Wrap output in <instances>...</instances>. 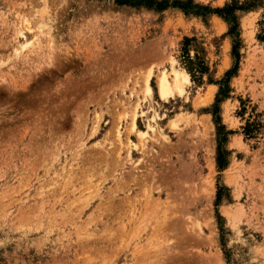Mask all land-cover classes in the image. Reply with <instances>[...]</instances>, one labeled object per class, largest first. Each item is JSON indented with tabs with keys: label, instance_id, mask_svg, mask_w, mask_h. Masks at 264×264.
<instances>
[{
	"label": "rangeland",
	"instance_id": "1",
	"mask_svg": "<svg viewBox=\"0 0 264 264\" xmlns=\"http://www.w3.org/2000/svg\"><path fill=\"white\" fill-rule=\"evenodd\" d=\"M236 15L219 171L213 106L234 63L224 19L0 0V264H264V7ZM175 70L188 77L178 91ZM247 122L261 124L254 138Z\"/></svg>",
	"mask_w": 264,
	"mask_h": 264
},
{
	"label": "trees",
	"instance_id": "2",
	"mask_svg": "<svg viewBox=\"0 0 264 264\" xmlns=\"http://www.w3.org/2000/svg\"><path fill=\"white\" fill-rule=\"evenodd\" d=\"M115 4L118 6L126 7H145L148 9H154L158 12H163L168 9L181 10L185 15H194L197 17L206 18L207 16L216 15L224 19L229 25V35L233 38L232 57L234 59L233 66L225 74L224 79L220 82V89L216 96L213 106V116L218 132V145H217V165L219 171L225 169L228 165L227 151L225 145L228 141V136L232 132L226 131V128L221 123L220 117V104L223 100L229 97L230 89L229 82L232 77L236 76L240 65V35H239V23L236 13L237 12H249L257 7H264V0H247L245 4L239 5L237 0H232L230 4L225 5L223 8H212L210 6L196 4L193 0H115ZM259 40L264 42V35L259 36ZM192 39H184V54L188 55L187 47ZM191 70L201 75L207 73V67L202 60L198 62H192L188 60ZM192 75V73L190 72ZM194 78V76H192ZM261 128V124L258 122H247L244 128V134L249 138L258 134ZM225 188L218 186V192L216 195V207L219 206L222 200V191ZM217 219L221 222V217L217 214ZM223 231V229H221Z\"/></svg>",
	"mask_w": 264,
	"mask_h": 264
},
{
	"label": "bare ground",
	"instance_id": "3",
	"mask_svg": "<svg viewBox=\"0 0 264 264\" xmlns=\"http://www.w3.org/2000/svg\"><path fill=\"white\" fill-rule=\"evenodd\" d=\"M245 21H243V24H244V26H245V23H244ZM174 75H175V79H174V81H173V85H174V87H175V89H177V91L178 90H180L181 89V87H182V85H183V82H188V77L186 76V75H181L180 73H178L176 70L174 71ZM182 77V78H181ZM158 84H159V94H160V96H161V98L163 99V100H165L166 102H167V100L169 101V99H168V96L170 95V88H172V87H170L169 88V82H168V79L166 78V77H161L160 78V80H159V82H158ZM150 88V87H149ZM146 89H147V87H146ZM172 92V91H171ZM209 94H208V97L206 98V100L205 101H209L210 102V100H211V96L213 95V90H210L209 92H208ZM222 115H224V117L226 118V119H228L229 118V115H230V109L228 108V106H227V104H225L224 105V107H223V114ZM144 141V140H143ZM212 190V189H211ZM165 210V212H166V209H164ZM125 226V225H124ZM92 237V236H91ZM154 245V244H153ZM120 252V251H119ZM134 253V252H133ZM151 254V253H150ZM82 259V258H81Z\"/></svg>",
	"mask_w": 264,
	"mask_h": 264
}]
</instances>
